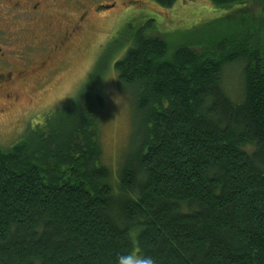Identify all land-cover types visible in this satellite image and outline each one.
<instances>
[{
    "label": "trees",
    "instance_id": "1",
    "mask_svg": "<svg viewBox=\"0 0 264 264\" xmlns=\"http://www.w3.org/2000/svg\"><path fill=\"white\" fill-rule=\"evenodd\" d=\"M210 11L184 33L153 17L118 32L133 121L116 170L97 76L0 145V264H116L134 249L157 264H264V0Z\"/></svg>",
    "mask_w": 264,
    "mask_h": 264
},
{
    "label": "rangeland",
    "instance_id": "2",
    "mask_svg": "<svg viewBox=\"0 0 264 264\" xmlns=\"http://www.w3.org/2000/svg\"><path fill=\"white\" fill-rule=\"evenodd\" d=\"M94 1H114L115 6L92 14L86 21L89 32L78 34L69 52L55 59V68L52 73H47V82L39 85V89L27 88L12 110L0 114V130L8 131L6 135H0L1 146L9 147L20 140L28 126L41 123L44 114L68 104L86 82L97 76L95 85L104 98L100 119L102 158L112 170H116L126 149L133 121H130L133 115L131 92L119 83L113 66L114 60L122 56L126 48L125 44L119 46L118 32L121 33L126 24L135 28L145 19L153 17L162 30L179 34L216 16L210 11L211 0H176L169 7L161 6L156 0ZM91 2L78 0L80 6ZM123 2L127 3L123 5ZM240 69L241 65L235 64L225 70L226 85L232 94L239 90ZM29 111L31 116L25 126L20 121V115Z\"/></svg>",
    "mask_w": 264,
    "mask_h": 264
},
{
    "label": "flooded vegetation",
    "instance_id": "3",
    "mask_svg": "<svg viewBox=\"0 0 264 264\" xmlns=\"http://www.w3.org/2000/svg\"><path fill=\"white\" fill-rule=\"evenodd\" d=\"M91 1L0 0V114L12 110L27 88L47 82L55 59L69 52L78 34L89 32L92 14L115 6ZM30 116L23 113L20 121Z\"/></svg>",
    "mask_w": 264,
    "mask_h": 264
},
{
    "label": "clouds",
    "instance_id": "4",
    "mask_svg": "<svg viewBox=\"0 0 264 264\" xmlns=\"http://www.w3.org/2000/svg\"><path fill=\"white\" fill-rule=\"evenodd\" d=\"M116 264H157V261L151 255H144L139 251H128L118 255Z\"/></svg>",
    "mask_w": 264,
    "mask_h": 264
},
{
    "label": "water",
    "instance_id": "5",
    "mask_svg": "<svg viewBox=\"0 0 264 264\" xmlns=\"http://www.w3.org/2000/svg\"><path fill=\"white\" fill-rule=\"evenodd\" d=\"M104 8H106V6H104Z\"/></svg>",
    "mask_w": 264,
    "mask_h": 264
}]
</instances>
